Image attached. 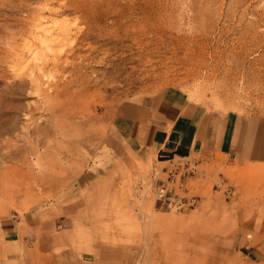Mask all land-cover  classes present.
Segmentation results:
<instances>
[{"label": "rangeland", "instance_id": "rangeland-1", "mask_svg": "<svg viewBox=\"0 0 264 264\" xmlns=\"http://www.w3.org/2000/svg\"><path fill=\"white\" fill-rule=\"evenodd\" d=\"M39 18L68 37L40 62L23 55ZM44 62L39 92L27 76ZM171 88L264 118V0H0V222L59 223L0 240V264H264L263 166L216 171L175 211L153 192L172 162L117 151L122 105Z\"/></svg>", "mask_w": 264, "mask_h": 264}, {"label": "crops", "instance_id": "crops-1", "mask_svg": "<svg viewBox=\"0 0 264 264\" xmlns=\"http://www.w3.org/2000/svg\"><path fill=\"white\" fill-rule=\"evenodd\" d=\"M112 129L117 151L137 167L173 163L176 158L194 162L196 171L186 178L190 185L186 194L200 191L216 171L264 167V118L208 112L172 88L125 102ZM39 216L1 221L0 240H52V226L59 224L58 218L42 221ZM45 259L43 264L71 263Z\"/></svg>", "mask_w": 264, "mask_h": 264}, {"label": "built area", "instance_id": "built-area-1", "mask_svg": "<svg viewBox=\"0 0 264 264\" xmlns=\"http://www.w3.org/2000/svg\"><path fill=\"white\" fill-rule=\"evenodd\" d=\"M163 169L166 177L154 182L155 205L175 211L194 208L199 202L198 197L186 194V178L196 171L194 162L182 158Z\"/></svg>", "mask_w": 264, "mask_h": 264}, {"label": "bare ground", "instance_id": "bare-ground-1", "mask_svg": "<svg viewBox=\"0 0 264 264\" xmlns=\"http://www.w3.org/2000/svg\"><path fill=\"white\" fill-rule=\"evenodd\" d=\"M41 8H43V7H41ZM41 11H42V9H41ZM55 27L57 28V24L55 23V21H53L49 18L48 19L43 18V20L40 18L37 19L34 23V34L32 35V38L29 41L27 40L28 42L24 46V52H23L24 54L23 53L22 54L24 56H26L27 59H28V57L33 58V59L36 57L38 59L37 56H39L40 59L42 60V58L48 57L47 56L48 53H52V54L55 53L56 47L68 38V37L66 38L67 34L65 35L62 32L63 30L60 31L61 29H59L58 31H55ZM63 29L66 30V28H63ZM52 54H51V56H52ZM58 54H59V52H58ZM55 58H57V55L53 58L54 59V61L52 60L53 63L56 62ZM38 61H39V59H38ZM24 62H26V61H24ZM46 64L47 63H45V62L41 63V65H39L35 69L37 71L34 74H32V75L29 74L27 76V78L29 77V79H30L29 81L36 87L35 89H37V91H39V92H41V89H42L41 88L42 85H40V83H41L40 81L43 80V77L45 78L48 75V73H47L48 71L46 69L47 68ZM57 64L55 63V65H57ZM28 72L31 73L32 71L31 72L28 71ZM32 84H30V85H32ZM39 92H37V94Z\"/></svg>", "mask_w": 264, "mask_h": 264}]
</instances>
